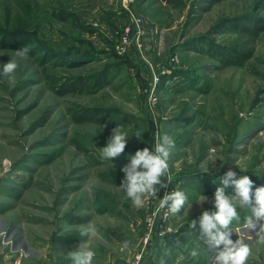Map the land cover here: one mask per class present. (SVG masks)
Masks as SVG:
<instances>
[{
    "label": "rangeland",
    "instance_id": "374dc122",
    "mask_svg": "<svg viewBox=\"0 0 264 264\" xmlns=\"http://www.w3.org/2000/svg\"><path fill=\"white\" fill-rule=\"evenodd\" d=\"M196 1L149 0L139 7L136 0H29L32 19H26L25 0H0L1 262L67 264L68 252L81 245L95 251L93 264H130L139 255L141 264H209L214 253L198 240L199 224L192 230L190 223L215 211L221 178L231 169L264 186V31L244 39L251 54L241 66L213 61L215 67L186 40L206 35L224 44L228 34L211 35L213 23L248 12L255 0L194 11ZM133 18L142 20L139 37ZM25 46L28 58H17L14 51ZM90 48L99 59L62 63ZM10 59L18 61L11 79L3 75ZM105 65L111 68L106 81L92 79ZM175 70L188 72L186 89L177 91L179 79L159 89L161 76ZM116 126L128 134L127 147L112 162L102 160ZM156 132L175 141L171 180L138 209L119 188L120 169L137 150H154ZM176 190L191 207L164 221L167 208L159 200ZM226 191L234 195V186ZM238 212L233 229L249 214ZM90 222L99 235L87 240L80 230ZM237 235L252 246L247 264H264V244L242 227L232 239ZM124 241L130 248L121 252ZM193 248L200 252L195 258Z\"/></svg>",
    "mask_w": 264,
    "mask_h": 264
},
{
    "label": "clouds",
    "instance_id": "9594fccd",
    "mask_svg": "<svg viewBox=\"0 0 264 264\" xmlns=\"http://www.w3.org/2000/svg\"><path fill=\"white\" fill-rule=\"evenodd\" d=\"M30 50V46L21 47L14 51V55L19 59H27ZM17 68L18 61L10 59L3 64V75L11 79ZM135 136L137 139L141 138L140 133ZM128 138L122 126L113 128L106 146L101 148V159L112 162L120 157L127 147ZM174 147L175 141L171 136L167 134L160 136L159 132H156L154 150L145 147L127 158L129 162L120 169L124 173V178L119 188L131 200L134 207L142 208L148 198L156 197L160 189L168 187L171 180L169 160ZM114 168L115 166L113 170ZM162 178H166L167 183ZM220 182L223 186L217 187L214 193L215 211H203L198 221L195 219L191 221L190 228L195 230L197 223L199 224L198 240L206 245L208 253H214L209 256V264H247L253 254L252 246L242 236L237 235L236 240H233L232 236L233 233L238 234L242 227L249 233V239L254 235L258 243L264 244V186L254 187V182L248 175L237 178V172L231 169L224 174ZM230 186H234V195L226 191ZM86 187L91 191V184H87ZM206 199L203 196L197 202ZM186 205L188 208L191 207L188 195L183 190L166 192L159 200V208H167L166 215L176 216ZM238 207L249 214L244 216L241 227L233 229V222L239 223L241 220ZM98 235V229L91 222L81 227L80 236L86 237L87 240ZM129 248L130 242L124 241L120 251L125 252ZM199 254L197 248L190 251L191 257L195 258ZM95 256V251L81 245L78 250L68 252L72 264H93ZM161 264L166 262L162 259Z\"/></svg>",
    "mask_w": 264,
    "mask_h": 264
},
{
    "label": "trees",
    "instance_id": "16d2710c",
    "mask_svg": "<svg viewBox=\"0 0 264 264\" xmlns=\"http://www.w3.org/2000/svg\"><path fill=\"white\" fill-rule=\"evenodd\" d=\"M25 1L26 4L23 5V12L25 13V15H27L26 19H32L31 16L32 11L29 5V0H25ZM136 1L138 3V6L139 5L143 6L149 0H136ZM220 1L223 0H197L195 2L196 4L194 6V11H196L197 9H201L206 4L209 6L218 3ZM263 9H264V0H255L253 6L248 12L238 16H221L218 20H216L213 23L211 35L222 36L228 34L227 41L224 42V44H218V42L214 41L213 37L203 35L201 37H194L193 39L186 40V44L184 46L187 47L192 46V48L196 47L197 49L195 50L196 52L204 55L207 54L206 55L207 58L209 56L208 60H210V63H213L214 66L216 64L213 61H218L219 63H223V65L241 66L242 63H244V61H246L251 54V51H248L245 48H243V46H246V40L244 39H250V38L253 39L264 31V16L262 14H258ZM58 16H60V14ZM64 16L65 14L60 16L61 21H65ZM232 36L235 37L240 36L242 38L241 39L242 41L233 39ZM82 51L83 52L77 53L76 55L67 56L66 58H64L62 63L64 65L73 67L74 63H78L77 65H82V61L88 62L95 59L96 60L99 59L98 53L95 54L92 48H90L89 50H82ZM74 61H79V62H74ZM196 69H198V67ZM110 70H111L110 66L105 65L95 76H91V78L99 81H106ZM187 73L188 72L183 70H175L173 71L172 75L161 76L160 83L158 86L159 89H162L169 80H174V79H179L178 83H183L180 86H178L177 91L186 89L185 77L187 76ZM104 111L106 110H103V112ZM111 111H109V113H111ZM116 114L117 113H114V115H112L111 117L118 119ZM187 179H191L190 176H187ZM175 236L176 235H170L168 237L171 239ZM159 246H161V243H159Z\"/></svg>",
    "mask_w": 264,
    "mask_h": 264
},
{
    "label": "built area",
    "instance_id": "2783aa9c",
    "mask_svg": "<svg viewBox=\"0 0 264 264\" xmlns=\"http://www.w3.org/2000/svg\"><path fill=\"white\" fill-rule=\"evenodd\" d=\"M132 23H133V25L135 26V28H136V32L137 33H135L138 37L139 36H141V34H143L144 33V30H143V28H142V20H140L139 18H133L132 19ZM131 32V30L129 29V28H127V30H126V33H127V35H125L123 38H122V49L123 50H125L127 47H128V45H129V43H130V41H128V39H127V36H128V34ZM166 213H167V209L166 210H164V212H163V220L165 221L166 220V217H167V215H166ZM153 217L150 215L149 216V218H148V220H147V224H150V226L148 227V233H147V235L145 236V238H144V240L147 242V240H148V238H149V234L152 232V228L153 227H151V223H152V221H153ZM162 223H164V222H162ZM0 264H4L3 262H1L0 261ZM13 264H18V262H17V260L13 263ZM130 264H141V256L139 255L137 258H135Z\"/></svg>",
    "mask_w": 264,
    "mask_h": 264
},
{
    "label": "crops",
    "instance_id": "0c3cea01",
    "mask_svg": "<svg viewBox=\"0 0 264 264\" xmlns=\"http://www.w3.org/2000/svg\"><path fill=\"white\" fill-rule=\"evenodd\" d=\"M77 250V249H76ZM75 251V250H74ZM178 262V261H177ZM72 262H69V263H67V264H71ZM13 264V263H12ZM66 264V263H65Z\"/></svg>",
    "mask_w": 264,
    "mask_h": 264
}]
</instances>
